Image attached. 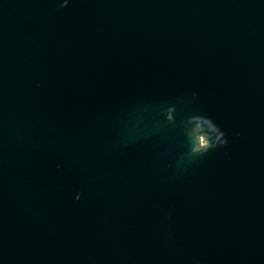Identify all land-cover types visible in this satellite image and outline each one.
Wrapping results in <instances>:
<instances>
[{"label":"water","instance_id":"1","mask_svg":"<svg viewBox=\"0 0 264 264\" xmlns=\"http://www.w3.org/2000/svg\"><path fill=\"white\" fill-rule=\"evenodd\" d=\"M61 2L0 0V264H264V0Z\"/></svg>","mask_w":264,"mask_h":264},{"label":"clouds","instance_id":"2","mask_svg":"<svg viewBox=\"0 0 264 264\" xmlns=\"http://www.w3.org/2000/svg\"><path fill=\"white\" fill-rule=\"evenodd\" d=\"M68 0H63L59 7L67 5ZM196 95L195 92L192 93ZM175 105L167 104L161 108V114L166 122L175 124L174 116ZM183 134L187 141V150L185 156L191 160L207 153L210 149L223 147L227 144V137L221 127L210 117L201 113H192L179 121ZM80 199V193L74 197Z\"/></svg>","mask_w":264,"mask_h":264}]
</instances>
